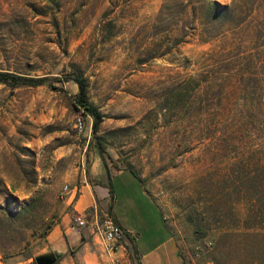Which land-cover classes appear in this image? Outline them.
<instances>
[{
  "label": "rangeland",
  "instance_id": "1",
  "mask_svg": "<svg viewBox=\"0 0 264 264\" xmlns=\"http://www.w3.org/2000/svg\"><path fill=\"white\" fill-rule=\"evenodd\" d=\"M0 71L87 78L111 174L136 173L185 264L264 261V239L224 237L264 227V0H0ZM54 87L0 84V264L50 252L100 158L76 86Z\"/></svg>",
  "mask_w": 264,
  "mask_h": 264
},
{
  "label": "crops",
  "instance_id": "2",
  "mask_svg": "<svg viewBox=\"0 0 264 264\" xmlns=\"http://www.w3.org/2000/svg\"><path fill=\"white\" fill-rule=\"evenodd\" d=\"M89 171L93 185L86 176H81L66 198L65 213L46 237L50 252L59 255L55 264H116L129 259L130 253L134 254L131 239L138 253L132 256L135 263L183 264L177 243L165 228L159 210L130 172L121 170L112 177L114 196L112 209L108 211V179L100 158L93 159ZM100 207L106 208L111 219L125 232V238L114 253L104 251L94 233L92 219L84 228L74 222L76 214L89 217L90 210L97 211ZM143 237L155 243L145 247Z\"/></svg>",
  "mask_w": 264,
  "mask_h": 264
},
{
  "label": "trees",
  "instance_id": "3",
  "mask_svg": "<svg viewBox=\"0 0 264 264\" xmlns=\"http://www.w3.org/2000/svg\"><path fill=\"white\" fill-rule=\"evenodd\" d=\"M56 83H72L73 85L76 86L77 88V93L73 95V106L81 111L83 115L88 116L91 119V134H92V143L97 145L98 152L100 155V159L103 163V166L106 170L107 173V179H108V189H109V194H110V201L108 203V211L112 209V203H113V196H114V189L112 186V177L114 174H111L110 167L106 163L104 157H103V151L101 147H98L99 143L96 138V134L98 133L100 126L103 122V115L99 111V109L90 102L88 98V80L87 78L81 73V72H74L67 74L63 77H31V76H25V75H20V74H15V73H10V72H2L0 71V84L11 87V88H18V87H41V86H50L52 88L54 87V84ZM126 171L130 172L132 176L136 179L137 182H140L138 177L136 176V173L129 169L126 168ZM87 181L93 185L94 181L93 178L91 177L90 171H86L85 173ZM101 184V183H98ZM51 227H48L50 230ZM48 231L44 232L46 234ZM229 235H233L235 238L241 240H248V239H259L263 240L264 239V227L261 226H256L252 227L250 229H246L242 233H237L235 235V231H233V234L228 231L224 237H228ZM132 243V249L135 257L137 256V249L136 246L133 243V240L131 239ZM178 246V245H177ZM220 249L219 243H215L212 249L211 253H217L218 250ZM179 256L185 264L183 256L179 253ZM35 264V263H34ZM138 264V263H137ZM250 264H264L263 262H258L257 260L252 261Z\"/></svg>",
  "mask_w": 264,
  "mask_h": 264
},
{
  "label": "built area",
  "instance_id": "4",
  "mask_svg": "<svg viewBox=\"0 0 264 264\" xmlns=\"http://www.w3.org/2000/svg\"><path fill=\"white\" fill-rule=\"evenodd\" d=\"M77 125L80 130L83 128V121L78 119ZM71 189L65 186L62 190L61 196L67 197ZM97 211H94L93 229L98 236L100 244L106 253H114L125 238L123 228L115 223L110 217L105 216L103 219L98 218ZM74 222L79 228H84L88 225L87 216L85 214H76ZM116 264H133L129 259L117 261Z\"/></svg>",
  "mask_w": 264,
  "mask_h": 264
},
{
  "label": "water",
  "instance_id": "5",
  "mask_svg": "<svg viewBox=\"0 0 264 264\" xmlns=\"http://www.w3.org/2000/svg\"><path fill=\"white\" fill-rule=\"evenodd\" d=\"M59 255L56 252H50L45 255L38 256L34 259L35 264H55Z\"/></svg>",
  "mask_w": 264,
  "mask_h": 264
}]
</instances>
